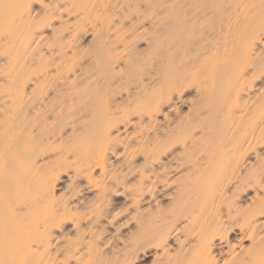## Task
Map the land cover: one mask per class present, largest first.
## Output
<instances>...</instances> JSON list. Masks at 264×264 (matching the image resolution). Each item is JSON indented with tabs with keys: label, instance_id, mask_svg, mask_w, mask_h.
I'll return each instance as SVG.
<instances>
[{
	"label": "bare ground",
	"instance_id": "bare-ground-1",
	"mask_svg": "<svg viewBox=\"0 0 264 264\" xmlns=\"http://www.w3.org/2000/svg\"><path fill=\"white\" fill-rule=\"evenodd\" d=\"M0 264H264V0H0Z\"/></svg>",
	"mask_w": 264,
	"mask_h": 264
}]
</instances>
